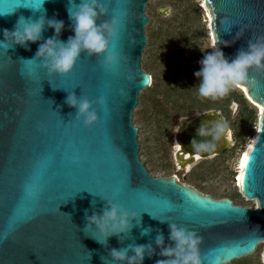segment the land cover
<instances>
[{"label": "water", "instance_id": "95a60500", "mask_svg": "<svg viewBox=\"0 0 264 264\" xmlns=\"http://www.w3.org/2000/svg\"><path fill=\"white\" fill-rule=\"evenodd\" d=\"M149 1L128 0L124 26L113 41L121 54L115 71L103 67L102 56L82 51L68 74L49 75L45 69L36 68L30 77L28 68L32 65L26 60H39L35 57L39 45L54 35V29L47 25L41 39L30 42L27 48L0 46V264H105V260L111 262L112 248L149 243L156 247L158 231L165 243H170V223L202 238L203 264H227L250 255L264 242V73L252 72L260 83L255 88L245 87L248 97L263 108L247 151L246 181L238 187L241 196L255 201L254 207L233 205L228 198L214 199L179 182L175 175L152 177L138 158V129L132 124V111L139 93L151 83L150 74L140 66L146 45L144 11ZM203 1L213 43L217 41L216 46L229 60L246 49L249 40L264 35V0ZM33 2L0 0V12L16 8L0 15V40L3 29L13 30L21 16L61 19L64 28L57 39L67 41L74 35L68 0H44L41 10L30 7ZM162 10L158 12L163 14ZM110 18L109 13L97 23ZM225 18L232 22L229 30L221 24ZM240 29L243 34L236 38ZM70 93L90 101L105 97L103 107L93 103L97 123L85 127L82 118L76 119L77 109L66 103ZM219 115L220 111L209 110L179 121L174 146L178 164L186 156L190 168L233 145L232 138H225L217 142L214 154L197 158L193 153L192 140L205 139L197 135V129ZM46 155L51 159L43 160ZM123 177L129 187L122 185ZM28 184L38 191L35 200L26 196ZM140 193L148 196L141 197ZM162 199L171 206L164 209L157 202ZM110 201L136 211L140 224L134 219L123 240L113 235L102 245L91 236L96 234L94 226L85 233L86 216L102 212ZM21 206L32 209L31 218L9 231V217ZM142 228L151 231L142 235ZM162 258L146 256L143 264H155Z\"/></svg>", "mask_w": 264, "mask_h": 264}, {"label": "clouds", "instance_id": "9594fccd", "mask_svg": "<svg viewBox=\"0 0 264 264\" xmlns=\"http://www.w3.org/2000/svg\"><path fill=\"white\" fill-rule=\"evenodd\" d=\"M44 0H34L33 9L41 10ZM16 9L8 12H0V15L12 13ZM67 11L72 22L71 35L67 41L57 39L62 29L64 21L56 18H46L41 15L38 19H26L19 17L13 30L3 29V39L0 46L7 49L9 45H20L27 48L30 42H37L41 39L45 25L54 29V35L44 40L35 53L37 59H27L31 67L28 68V75L33 76L36 68H43L51 74H68L74 67L82 51L89 56L96 55L103 57V67L106 70L115 71L120 63L121 54L116 50L113 43L119 34L122 26L123 16L112 14L110 19H104L97 23L101 16H108L109 10L105 6V0H68ZM225 30H229L232 22L225 18L221 21ZM243 34L240 29L236 34L239 38ZM227 44L228 41H222ZM214 46L211 52H204L203 58L199 61L200 68L194 75L199 79L197 88L201 98L216 100L224 98L233 90L246 87L255 88L260 82L251 75L252 72L264 73V35H257L253 40H249L246 49H240L237 54L229 60L223 51ZM33 61L38 63L33 65ZM66 103L70 107L77 109L76 119H83L85 127H91L99 120L97 110L93 108V103L104 106L106 101L104 96H100L96 101H90L87 97H78L75 93H70L66 98ZM237 111L235 102L231 104L233 117ZM185 121L188 117H179ZM180 126L178 125V131ZM197 135L205 139L192 140L193 153L197 158L201 154H214L217 142L222 139L231 138L232 132L228 119L219 115L209 123H202L197 129ZM211 137V139H207ZM251 148V145H249ZM236 173V172H235ZM238 189V187H236ZM26 196L35 200L38 191L29 185L25 189ZM140 224L138 213L129 210L112 201L102 212H93L86 216L87 224L84 231L86 234L89 228L94 226L95 233L91 235L98 243L107 244L110 236L116 235L123 240L132 229L133 220ZM150 228H142L141 234L147 235ZM202 238L196 232L180 227L175 223L169 224L168 241L162 232L155 237V246L149 244H132L123 248H112L109 252L111 262L105 264H143L145 257L151 258L154 254L162 259H157L155 264H203L200 253ZM156 248H159L157 253Z\"/></svg>", "mask_w": 264, "mask_h": 264}, {"label": "rangeland", "instance_id": "374dc122", "mask_svg": "<svg viewBox=\"0 0 264 264\" xmlns=\"http://www.w3.org/2000/svg\"><path fill=\"white\" fill-rule=\"evenodd\" d=\"M201 0H150L146 3L144 26L146 45L140 57L141 69L153 77L152 85L138 95L132 111L137 127L138 158L152 177L175 175L179 182L195 187L214 199L229 198L233 204L254 207L243 198L234 182L237 158L258 128L255 102L237 88L227 97L201 98L197 88L199 61L211 52L213 40ZM163 8L162 13L158 10ZM241 95L243 101L238 98ZM237 111L233 117L231 104ZM209 110L228 119L233 147L222 156L201 161L188 171L177 163L174 152L179 117H192ZM264 243L248 256L227 264H264Z\"/></svg>", "mask_w": 264, "mask_h": 264}, {"label": "snow or ice", "instance_id": "6c2138e0", "mask_svg": "<svg viewBox=\"0 0 264 264\" xmlns=\"http://www.w3.org/2000/svg\"><path fill=\"white\" fill-rule=\"evenodd\" d=\"M33 6H34L33 3H31L30 7H33ZM105 6L108 8L109 13L111 15L115 13V14H119V15L123 16L122 26H121V28L119 30V32H120L121 29L124 26V22H125V19H126V16H127V9H128V6H129L128 5V0H106ZM50 159H51V156L50 155H46L43 160H50ZM249 160H250L249 153H245L243 158L240 161V167H241L242 171H241L240 176L238 177V179L242 183H245V181H246V172L244 171V169L246 168V166H248ZM121 183H122V185L124 187H129L128 181H127V179L125 177H123ZM29 185H32V184L26 185L25 189ZM249 187H250V189L252 191H255L254 185H251ZM140 195H141V197H147L148 196V194H146V193H140ZM157 202L164 209H167V208H169L171 206L166 199L157 200ZM31 212H32L31 208H25L23 206L13 209V214H12V216L9 217V220L7 222L8 230L11 231L16 226H18L19 224H21L23 222H26L28 219H30L31 218ZM224 251H228V250H224Z\"/></svg>", "mask_w": 264, "mask_h": 264}, {"label": "bare ground", "instance_id": "6f19581e", "mask_svg": "<svg viewBox=\"0 0 264 264\" xmlns=\"http://www.w3.org/2000/svg\"><path fill=\"white\" fill-rule=\"evenodd\" d=\"M201 2H202V8L204 9V11L206 12V14H207V17H208V21H209V24H208V26H209V28H210V17H209V13L207 12V10H206V7H205V4H204V1L203 0H201ZM210 31V30H209ZM212 35V34H211ZM212 40H213V37H212ZM213 45H214V43H213ZM240 89L244 92V94L246 95V97L248 98V99H250V101L251 102H253L252 100H251V98L250 97H248V95H247V93H246V90H245V87H240ZM256 104V103H255ZM256 109H257V115L259 116L261 113H262V110H263V108L260 106V105H258V104H256ZM249 143H250V141L245 145V147L241 150V152H240V154H239V156H238V158H237V163H236V173H235V178H234V182L236 183V187H239L240 186V180L238 179V177L240 176V173H241V167H240V161H241V159L243 158V156H244V154L245 153H247V151H248V148H249ZM178 179V178H177ZM243 198H244V196H242ZM262 243H264V242H262Z\"/></svg>", "mask_w": 264, "mask_h": 264}, {"label": "flooded vegetation", "instance_id": "af4514ba", "mask_svg": "<svg viewBox=\"0 0 264 264\" xmlns=\"http://www.w3.org/2000/svg\"><path fill=\"white\" fill-rule=\"evenodd\" d=\"M234 145H232L231 147H233ZM230 147V148H231ZM228 151V149L227 150H225V151H223L222 153H220V154H217V155H214V156H212V157H209V158H204V159H201V160H199L196 164H193L189 169H188V171L189 170H191L193 167H195V166H197L201 161H203V160H207V159H214V158H216V157H219V156H222L223 154H225L226 152ZM188 159V157H186L185 156V158H184V161H179V164L180 165H182V168L183 169H186V166H187V163H186V160ZM236 172V171H235ZM179 181V180H178ZM195 188V187H194ZM196 189V188H195ZM197 190V189H196ZM197 191H199V190H197ZM200 192V191H199ZM240 193V192H239ZM204 194V193H203ZM206 195H209V194H206ZM241 195V194H240ZM210 196V195H209ZM211 197V196H210ZM229 199V198H228ZM231 200V199H230ZM255 201H252V203H254ZM231 203L233 204V202L231 201ZM233 205H235V204H233Z\"/></svg>", "mask_w": 264, "mask_h": 264}, {"label": "trees", "instance_id": "16d2710c", "mask_svg": "<svg viewBox=\"0 0 264 264\" xmlns=\"http://www.w3.org/2000/svg\"><path fill=\"white\" fill-rule=\"evenodd\" d=\"M150 76H151V75H150ZM152 83H153V77L151 76V83H150V85H152ZM226 97H227V96H226ZM238 98H239L240 100L243 101V98H242L241 95H238ZM235 205H239V204H235ZM239 206H244V205H239Z\"/></svg>", "mask_w": 264, "mask_h": 264}, {"label": "built area", "instance_id": "2783aa9c", "mask_svg": "<svg viewBox=\"0 0 264 264\" xmlns=\"http://www.w3.org/2000/svg\"><path fill=\"white\" fill-rule=\"evenodd\" d=\"M148 86H150V84H149ZM244 198H245V197H244Z\"/></svg>", "mask_w": 264, "mask_h": 264}]
</instances>
